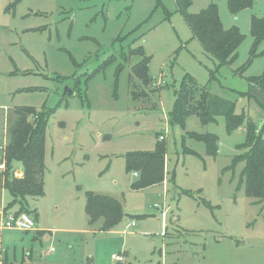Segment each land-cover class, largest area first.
Returning a JSON list of instances; mask_svg holds the SVG:
<instances>
[{
	"label": "rangeland",
	"instance_id": "1",
	"mask_svg": "<svg viewBox=\"0 0 264 264\" xmlns=\"http://www.w3.org/2000/svg\"><path fill=\"white\" fill-rule=\"evenodd\" d=\"M192 2L191 14L217 4L224 27L244 34L234 64L217 69L175 0H0V133L20 108L44 112L46 121L44 196L29 199L27 211L45 233L2 234L0 264H264V200L246 195L245 162L234 163L245 128L229 134L223 116L203 125L191 115L184 129L171 119L189 76L195 89L264 125V93L248 80L264 74V55L249 62L251 21L264 17V0L236 15L227 0ZM140 47L151 58L149 86L133 74L143 57L129 51ZM188 132L218 136L217 157L183 139ZM161 144L165 181L132 190L138 177L127 174L125 156ZM3 148L0 140L4 161ZM87 192L122 202L114 230L89 223ZM11 201L0 190V206Z\"/></svg>",
	"mask_w": 264,
	"mask_h": 264
},
{
	"label": "trees",
	"instance_id": "2",
	"mask_svg": "<svg viewBox=\"0 0 264 264\" xmlns=\"http://www.w3.org/2000/svg\"><path fill=\"white\" fill-rule=\"evenodd\" d=\"M227 2L229 11L236 15L241 11L251 9L256 0H227ZM175 3L193 37L200 42L207 54L218 61L217 69L232 65L237 61L238 49L244 42L245 36L236 27L229 29L224 27L217 4L212 3L200 13L191 14L192 0H175ZM251 34L254 46L250 63L256 57L264 55V52H258L260 44L264 42V17H252ZM129 53L130 56L143 57L140 63L133 68L134 77L146 86L151 85L154 80L149 72L151 58L146 56L145 49L143 47L131 49ZM247 68L248 64L243 67L244 71ZM214 77L213 72L212 79ZM187 79L191 78L186 77L180 91L177 92L171 113L172 121H176L184 129L191 115L197 116L203 125L214 123L218 116H223L229 134L244 127L245 142L238 146L241 153L234 158V163L245 162L241 173V184L245 186L246 195L264 200V125L259 127L244 113L236 114L235 103L213 96L205 89H195L187 82ZM248 80L264 93V74L259 77H250ZM15 112L17 118L9 130L10 141L4 153L6 171L0 173V190L8 191L12 197L8 208L18 206L20 209L18 213H27L29 199L44 196L46 121L45 113L38 112L32 107L20 108ZM185 136L183 139L191 138L203 142L206 146V154L217 157L220 143L218 136L195 132H188ZM184 152L197 154L189 149ZM166 153V147L161 144L154 152H133L125 156L127 174H138V179L131 185L132 190L140 191L163 184L167 175ZM15 163L23 166L22 176L14 172ZM85 210L90 224L103 221L101 228L103 231L114 230L125 217L122 202L108 195L93 192L86 193ZM39 233L45 232L40 231Z\"/></svg>",
	"mask_w": 264,
	"mask_h": 264
},
{
	"label": "built area",
	"instance_id": "3",
	"mask_svg": "<svg viewBox=\"0 0 264 264\" xmlns=\"http://www.w3.org/2000/svg\"><path fill=\"white\" fill-rule=\"evenodd\" d=\"M164 137H160L163 140ZM6 169V163L0 160V171ZM135 177H138L137 173H134ZM165 215V213H164ZM135 226V222L129 224V227ZM37 228L36 221L28 213H14L6 208L0 206V232L7 230H17L22 232H32ZM111 260L116 263L124 262V258L118 255H113Z\"/></svg>",
	"mask_w": 264,
	"mask_h": 264
},
{
	"label": "crops",
	"instance_id": "4",
	"mask_svg": "<svg viewBox=\"0 0 264 264\" xmlns=\"http://www.w3.org/2000/svg\"><path fill=\"white\" fill-rule=\"evenodd\" d=\"M4 106H0V108H3ZM9 132V131H8ZM8 132H7V130L5 129V131H4V133L3 134H1L0 133V140H2L3 141V145H4V148H6V145H7V141H8ZM7 134V135H6ZM3 148V149H4ZM15 164H18V165H20L19 163H15ZM21 166V165H20ZM22 174H23V170L22 171H20V172H17V175L18 176H22ZM165 184H166V182H165ZM144 190H146V189H144ZM2 191H4V189L2 190ZM141 191V190H140ZM143 191V190H142ZM38 199V198H37ZM2 207H4V208H6L7 210H9V211H11V212H14V213H18L19 211H18V208L15 206V207H13V208H8V206H2ZM14 210V211H13ZM35 220V219H34ZM37 224V223H36ZM41 230L40 229H38L37 230V228H36V230L35 231H32V232H37V233H39ZM11 232H20V231H17V230H7V231H3V232H0V238H1V242H2V239L4 238V236H2V234H7V233H11ZM22 232V231H21ZM23 233H26V234H28V233H30V232H23ZM1 264H3V263H1Z\"/></svg>",
	"mask_w": 264,
	"mask_h": 264
},
{
	"label": "water",
	"instance_id": "5",
	"mask_svg": "<svg viewBox=\"0 0 264 264\" xmlns=\"http://www.w3.org/2000/svg\"><path fill=\"white\" fill-rule=\"evenodd\" d=\"M66 94H70V95H72L73 92H72L71 90H69V89H66V90H65V95H66Z\"/></svg>",
	"mask_w": 264,
	"mask_h": 264
}]
</instances>
